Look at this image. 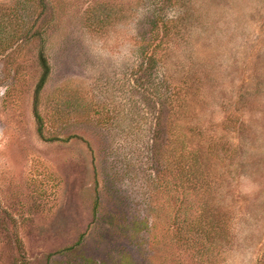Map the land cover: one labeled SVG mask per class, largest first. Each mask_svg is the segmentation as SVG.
I'll use <instances>...</instances> for the list:
<instances>
[{
	"label": "rangeland",
	"instance_id": "rangeland-1",
	"mask_svg": "<svg viewBox=\"0 0 264 264\" xmlns=\"http://www.w3.org/2000/svg\"><path fill=\"white\" fill-rule=\"evenodd\" d=\"M0 264H264V0H0Z\"/></svg>",
	"mask_w": 264,
	"mask_h": 264
},
{
	"label": "trees",
	"instance_id": "trees-1",
	"mask_svg": "<svg viewBox=\"0 0 264 264\" xmlns=\"http://www.w3.org/2000/svg\"><path fill=\"white\" fill-rule=\"evenodd\" d=\"M146 58L148 59V61L151 62V61H153L152 59L154 57H153V55H151V56L146 57ZM39 62H40V66L42 69V74H41V77H40V79L37 83L36 89H35V103H36L35 115H36V120L38 122V133L42 138H44L42 119L38 113L37 104L39 102L40 94L44 90V88L48 82L51 70H50L49 62L46 58V55H45V52L43 49L39 52Z\"/></svg>",
	"mask_w": 264,
	"mask_h": 264
}]
</instances>
